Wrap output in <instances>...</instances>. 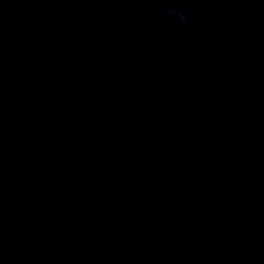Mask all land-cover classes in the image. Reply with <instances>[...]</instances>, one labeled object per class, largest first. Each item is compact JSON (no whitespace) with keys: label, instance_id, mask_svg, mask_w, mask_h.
Masks as SVG:
<instances>
[{"label":"water","instance_id":"obj_1","mask_svg":"<svg viewBox=\"0 0 264 264\" xmlns=\"http://www.w3.org/2000/svg\"><path fill=\"white\" fill-rule=\"evenodd\" d=\"M0 0V264H264V0Z\"/></svg>","mask_w":264,"mask_h":264},{"label":"clouds","instance_id":"obj_2","mask_svg":"<svg viewBox=\"0 0 264 264\" xmlns=\"http://www.w3.org/2000/svg\"><path fill=\"white\" fill-rule=\"evenodd\" d=\"M160 9L164 10L165 15L168 17H174L175 23L184 27L189 23V18L186 13L174 6L173 0H156Z\"/></svg>","mask_w":264,"mask_h":264}]
</instances>
